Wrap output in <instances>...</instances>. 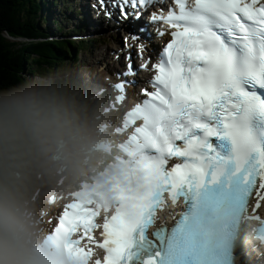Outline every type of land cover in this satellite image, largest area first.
<instances>
[{"label": "snow or ice", "instance_id": "obj_1", "mask_svg": "<svg viewBox=\"0 0 264 264\" xmlns=\"http://www.w3.org/2000/svg\"><path fill=\"white\" fill-rule=\"evenodd\" d=\"M111 2L122 18L139 19L137 9L165 0ZM100 3L103 8L105 0ZM149 23L157 26L158 37H171L157 62L145 59L146 44L140 42L136 58L143 63L135 65L128 51L127 70L110 83L123 101L134 83L127 77L137 69L154 72L148 81L153 90L142 89L145 99L126 113L125 127L134 126L129 160L104 191L98 186L70 193L72 202L49 230L74 264H89L96 248L105 255L94 264H132L145 240L143 227L166 196L173 202L188 194L199 198L206 184L225 174L239 188L255 190L253 211L264 201V0H172L166 10L151 12ZM128 39L126 49L132 47ZM84 243L92 246L86 249ZM198 246L190 230L184 249Z\"/></svg>", "mask_w": 264, "mask_h": 264}, {"label": "clouds", "instance_id": "obj_2", "mask_svg": "<svg viewBox=\"0 0 264 264\" xmlns=\"http://www.w3.org/2000/svg\"><path fill=\"white\" fill-rule=\"evenodd\" d=\"M100 146L89 101L66 84L36 75L0 86V264H74L34 194L84 175Z\"/></svg>", "mask_w": 264, "mask_h": 264}, {"label": "trees", "instance_id": "obj_3", "mask_svg": "<svg viewBox=\"0 0 264 264\" xmlns=\"http://www.w3.org/2000/svg\"><path fill=\"white\" fill-rule=\"evenodd\" d=\"M48 0H0V86L22 83L30 75L50 77L58 62H63L62 43L38 41L23 44L10 41L22 34L36 37L43 34L39 22L44 19ZM68 51V50H67Z\"/></svg>", "mask_w": 264, "mask_h": 264}, {"label": "bare ground", "instance_id": "obj_4", "mask_svg": "<svg viewBox=\"0 0 264 264\" xmlns=\"http://www.w3.org/2000/svg\"><path fill=\"white\" fill-rule=\"evenodd\" d=\"M52 1L53 0H48L46 1V3L50 5ZM81 1L83 0H55L54 3L52 4V9L57 10V11H59L60 9L63 10L64 17H66V11L68 12V9H70L71 13L68 12L70 14V17L65 19V22L67 24L68 35L70 37L73 36L74 33H77L79 31L77 33V36L79 39L82 37H86V38H89L95 44L96 42L95 40H104V39L97 38V35L99 33L102 35H109L112 32L119 31V29H121L122 26H125V28L128 29L129 24L125 25L126 22L124 21H120L122 22L120 23L115 19L111 21L105 20V18L102 15L99 16L97 12L88 11L87 8L84 9L83 5L81 4ZM99 6H101V3L99 4ZM103 8H109V6L105 3ZM43 22L44 20H41L39 23H43ZM147 33L148 32L146 31L143 32L142 37H144ZM47 35L48 33L44 31L43 36H47ZM125 37L129 38L128 43L130 45V42H133V40L131 39L132 36H128V34H126ZM37 40H40V37H27L26 46L27 44L38 43ZM116 41H117V38L116 39L114 38V43ZM122 43H123V38L120 39L119 45H122ZM112 47L113 45L105 46L101 48L100 53L96 55V58L98 59V63L105 64L108 67L109 72L110 71L112 72V70L115 71L117 67L119 66L121 67L124 65L122 59H119L116 56L112 58V56L116 54L122 57V55H127L128 51L132 52L134 64L138 66L137 60L135 58V51L132 48L126 49L125 47H122L121 50L117 53ZM105 58L109 60L105 61ZM65 67L66 65L63 64V69H65ZM105 83H108V81H105ZM87 100L91 101L89 103H92L93 101V99L88 96H87ZM92 106H93V111H94L95 106L93 105V103H92ZM119 136H120L119 140H121L124 143V140H125L124 135L120 134ZM64 177L66 179L65 182H68L70 181V179H76L78 176L66 177L64 175ZM49 188L50 187H47V189ZM44 195L45 197H43V199H46L50 206L55 207L57 205L55 201H52L50 196H47L49 195L47 190L44 192ZM140 251L141 249H135V253H139ZM251 263H254V261H251ZM236 264H237V259H236Z\"/></svg>", "mask_w": 264, "mask_h": 264}, {"label": "rangeland", "instance_id": "obj_5", "mask_svg": "<svg viewBox=\"0 0 264 264\" xmlns=\"http://www.w3.org/2000/svg\"><path fill=\"white\" fill-rule=\"evenodd\" d=\"M71 5H72V3H71ZM46 10H47V12L44 14V18H45V20H46V23L48 24V25H45V27L47 26L48 28H49V26H50V24H51V20L53 19V18H55V19H57L58 17H60V16H62L63 18H64V16H63V10L62 9H60L59 11H57V10H54V9H52L51 8V6L49 5V4H46ZM71 10H73V9H71ZM70 14L69 13H66V17L67 16H69ZM58 20H59V18H58ZM59 22L61 23V21L59 20ZM65 24H66V22H65ZM63 26L64 27H66L67 25H64L63 24ZM6 35H7V33H6ZM43 35V34H42ZM64 36H67V34L66 33H64L63 35H62V37H64ZM25 37H26V34H22V37L19 39V41H21V39H22V42H23V44H26V39H25ZM57 37H59L58 35H57ZM46 38H47V36H44V39L46 40ZM101 38L102 39H104V40H99V43H97V44H91V45H89L90 47H93V45H96L95 46V51H94V53L93 54H91L89 57H88V60H93V59H95V57H96V55L98 54V53H100V50H101V48H103V47H105V46H108V45H113V43H114V41L111 39V37L109 36V35H101ZM116 39V38H115ZM56 43H62V45H67L66 43H64L63 41H61L59 38H57V42ZM116 43H118V42H116ZM113 47H114V45H113ZM67 58H68V60L65 62V63H67V64H65L66 65V67H65V70H67L66 72H64V73H57V77H53L52 76V79H55V80H57V81H59V83H61L62 81H63V79H65V78H67V79H72V78H74V77H76V74H75V72L77 71V68H78V66L77 67H73V64H68L69 62H70V58H71V55L70 56H67ZM96 62H97V59H96ZM93 69L95 70H97L98 72H101L102 70L101 69H99L98 67H97V65H94L93 66ZM33 76H35V75H30V77H33ZM92 79L93 80H91L92 82H90V83H94L93 81H95V79H97V77H95V76H93L92 77ZM98 79H100L102 82H103V78H102V75H100V77H98ZM79 83V81L78 80H76L75 82H74V84L72 83H70V84H67V86L72 90V91H74V92H76V93H79L80 94V91H78V89H82L83 87L81 86V84H78ZM84 83V82H83ZM83 97H85V95L83 96ZM47 196H49V195H47ZM49 199V198H48Z\"/></svg>", "mask_w": 264, "mask_h": 264}]
</instances>
